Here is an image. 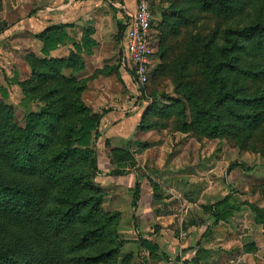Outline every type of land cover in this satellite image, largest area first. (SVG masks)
<instances>
[{"label": "trees", "instance_id": "1", "mask_svg": "<svg viewBox=\"0 0 264 264\" xmlns=\"http://www.w3.org/2000/svg\"><path fill=\"white\" fill-rule=\"evenodd\" d=\"M175 3L168 16L172 30L162 36L161 64L155 71L161 76L177 71L178 97L165 105L152 102L140 127L164 129L175 118L179 130L200 137L245 141L255 131L264 132V84L250 90L264 83V0ZM190 10L197 11L195 16ZM202 14L221 24L192 36L183 56L169 61L162 42L196 26ZM67 26L54 24L37 33L45 57L26 56L31 76L18 82L22 103L37 101L38 110L29 108L22 126L15 107L0 102V264H133L130 256L121 262L120 213L104 210L105 194L96 181L103 174L96 150L101 115L83 99L87 81L75 77L85 68L83 47L94 43L91 30H85L82 43L75 42L67 58L51 56L73 41ZM194 67L196 73L190 74ZM110 174L124 176L127 170ZM140 188L137 182V200ZM238 208L231 196L209 206L216 223ZM142 244L152 253L157 248L148 240Z\"/></svg>", "mask_w": 264, "mask_h": 264}, {"label": "rangeland", "instance_id": "2", "mask_svg": "<svg viewBox=\"0 0 264 264\" xmlns=\"http://www.w3.org/2000/svg\"><path fill=\"white\" fill-rule=\"evenodd\" d=\"M146 1L149 2L154 12L153 36L157 43L154 55L156 57L155 64L151 67V81L144 87L142 97L139 95L136 83L137 94H135L132 85L130 83L126 84L124 80L120 81L121 85H124L121 88V92L113 93L121 100L117 103L126 102L129 105L131 104L130 107L132 106L133 110L140 105L144 109V113L155 100L159 105H165L169 103V98L178 97L175 91L177 71L170 73V70H168L163 76L160 75L159 71H155L161 64L159 50L161 49L162 36L169 34L172 30L170 23L173 21H170L168 16L171 15L172 5L175 3V0ZM53 3L54 0H0V28L12 25L23 17H28L33 14L32 12H34L33 15H39L40 12L50 11L49 7ZM186 6L188 5L186 4ZM189 13L195 16L197 11L190 10ZM220 24V20L212 18L210 15L202 14L196 26L184 27L179 35L169 39L165 44L162 42L169 49V61H175V59L183 56L186 51V43L192 36L207 34L211 29ZM114 40L117 50L115 60L117 64L119 61L120 67L125 70L127 66L125 49L121 47L120 52V39L115 38ZM3 41L6 42L5 44L9 43L6 39H3ZM28 53L29 51L25 50L24 54H22L25 60ZM2 70L5 72L4 68ZM192 73H196L195 67L190 69V74ZM197 78L195 75L192 77V80L196 82ZM117 79L118 82L119 78ZM263 84L261 82L260 84L251 86L250 90L256 91V89H262L259 87ZM85 91L83 99L85 93L88 96L90 95L88 85ZM0 92L1 96H3L4 94L1 89ZM103 100L106 101L105 99ZM30 105L36 111L40 103L33 101L31 104L29 103V106H25L20 102L15 108V119L22 126L25 123V114ZM188 116V122H190L191 114L188 113ZM166 124L164 129L159 127L149 129L146 140L143 143L138 140L127 142V144L120 148L122 151L118 154L115 155V152H112L111 159L115 163L116 168L132 172L137 178L140 187L141 184L145 186L146 193L157 194L156 192L160 190V194L162 195L156 196H161L164 200L161 208L165 216L175 215L173 224V227H175L174 234L179 242L187 244L191 240L193 234L187 233L189 232L187 225L192 221L200 222V220H204L202 226L204 225V228H207L209 223H211L209 221V216L211 215L209 206L228 196H231L239 207L228 221H231L236 213L238 215L233 223L229 222L230 224L221 225L218 230H216L218 226L210 227L209 233L211 234L208 237L212 239L213 233H223L225 230L231 232L229 228H233L235 233L230 234L234 235L238 232V238L229 240L228 245L234 247V251L237 247L239 250V246L249 240L245 236L251 230H258L257 232L263 234L264 132L260 130L255 131L249 139L243 141L237 136L208 138L197 136L191 132H183L178 129L175 118H171ZM96 181L105 194L104 210L120 213L116 232L119 240H122L121 262L128 256L134 260V253L127 251L128 247L126 248V246L130 241H133L135 228L133 225L127 224V213L125 215L119 210H110L109 204L114 199L115 193L104 189L98 178ZM108 195H112V197L107 198L106 196ZM131 195L132 192H125L124 195L116 197V199L119 198L118 200H120L121 210L124 209L123 205L129 202L130 197H132ZM134 201L135 197H133L132 204L130 205L132 208L137 204ZM128 220L130 223L133 222L129 218ZM240 236L243 237L241 238ZM261 240L262 238L259 239L258 243L264 245V241ZM208 241L210 242L209 239ZM194 245L195 241L190 246ZM140 246L144 249L142 251L144 256L145 253H148L149 249L142 242ZM231 255L233 256L234 254ZM238 264L244 263L238 261ZM258 264H264V260L258 259Z\"/></svg>", "mask_w": 264, "mask_h": 264}, {"label": "crops", "instance_id": "3", "mask_svg": "<svg viewBox=\"0 0 264 264\" xmlns=\"http://www.w3.org/2000/svg\"><path fill=\"white\" fill-rule=\"evenodd\" d=\"M136 5L137 0H54L49 7L50 11L23 17L6 26L0 34V89L4 94L1 96L0 92V102L5 101L16 108L24 99L23 90L18 82L28 79L31 76V69L22 54L28 50L39 57H45L41 52L43 43L35 37L37 33L54 24H67V33L73 41L51 52L52 57L67 58L71 49H74V43H82L85 30H91L89 37L94 43L83 47L81 56L85 61V68L77 72L75 77L87 81L90 95L85 93L84 101L95 113L101 115L96 150L99 169L103 174L98 179L104 189L115 193L109 204L110 210H119L125 215L127 213V224L135 228L133 241L126 246L127 251L134 253L133 264H238V261L244 264H258V259L264 260V245L258 243L261 238V241H264V233L251 230L245 236L249 240L240 245L239 250L235 247L237 250L234 251V247L228 245L229 240L238 238V232L230 234L235 233L233 228H229L231 232L225 230L223 233H213L212 239L208 237L211 234L210 227L218 226L216 228L218 230L221 225L233 223L238 213L233 217V221L227 219L218 223L210 215L211 223L207 228L202 226L204 220L192 221L187 225L189 230L187 233L193 234L191 240L187 244L180 243L174 234L175 215L165 216L161 208L164 200L161 196H156L162 195L160 190L156 192L157 194L146 193L145 186L141 184L139 199H135L134 202L137 204L132 208L130 205L135 197L134 187L138 182L137 178L128 170L124 176L110 174L118 169L112 162V151L122 148L129 141L138 140L143 143L148 135V130L140 127L144 109L139 105L133 110L131 104L126 102L119 104L117 102L120 98L113 94L121 92L124 85H121L120 81L123 80L126 84L130 83L137 94L133 76L126 69H122L119 61L117 64L115 60L117 50L114 40L120 39L119 51L121 47L124 48L126 23L135 12ZM3 39L9 43L5 44ZM67 73H70V70ZM30 109L34 110L32 105ZM125 192H132V197L121 210L120 200L116 197L124 195ZM106 197L111 198L112 195ZM128 218L133 222L130 223ZM208 239L210 242H207ZM142 240H148L156 245L155 252L149 250L143 256L144 249L140 246ZM193 241L195 245L190 246Z\"/></svg>", "mask_w": 264, "mask_h": 264}, {"label": "built area", "instance_id": "4", "mask_svg": "<svg viewBox=\"0 0 264 264\" xmlns=\"http://www.w3.org/2000/svg\"><path fill=\"white\" fill-rule=\"evenodd\" d=\"M154 12L146 0H137L136 10L128 18L124 31L126 70L137 85L142 97L144 87L151 81V67L155 64L154 55L157 43L153 36Z\"/></svg>", "mask_w": 264, "mask_h": 264}]
</instances>
